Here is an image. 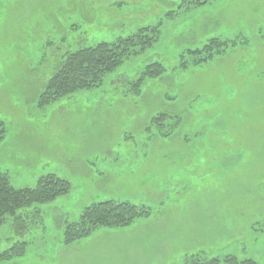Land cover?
Segmentation results:
<instances>
[{
    "label": "rangeland",
    "instance_id": "rangeland-1",
    "mask_svg": "<svg viewBox=\"0 0 264 264\" xmlns=\"http://www.w3.org/2000/svg\"><path fill=\"white\" fill-rule=\"evenodd\" d=\"M182 1L0 0V172L16 189L48 175L71 184L54 202L17 213L29 220L24 235L14 218L2 225L0 252L21 241L28 249L0 264H187L198 256L264 264V0L190 10ZM159 25L153 48L101 87L40 104L69 53ZM215 38L234 47L181 69ZM154 63L165 73L134 92ZM112 200L153 215L64 244L67 223Z\"/></svg>",
    "mask_w": 264,
    "mask_h": 264
},
{
    "label": "trees",
    "instance_id": "trees-1",
    "mask_svg": "<svg viewBox=\"0 0 264 264\" xmlns=\"http://www.w3.org/2000/svg\"><path fill=\"white\" fill-rule=\"evenodd\" d=\"M210 0H183L180 9L188 10L203 7ZM174 13H169L168 18ZM161 26L140 29L136 34L118 39L114 43H100L94 47L83 48L69 53L57 72L49 81L45 91L40 96V104L48 105L60 99L102 86L107 74L114 72L124 62L132 57L144 54L153 48L160 36ZM234 46L219 39H211L203 49L190 51L191 61L183 59L181 69L198 67L208 64L215 58L227 53ZM160 63L147 67L142 77L133 84V91L140 93L142 85L147 79L160 78L165 73ZM158 120V119H156ZM5 137V129L0 124V141ZM71 191V184L57 175L43 176L36 188L16 189L8 175L0 172V228L9 219L14 218L15 227L19 235H24L29 227V220L22 215L21 210L34 205L49 204ZM153 210L146 206L129 202L106 201L94 203L85 208L78 222L67 223L63 233V242L71 246L87 239L103 229H125L133 227L138 221L149 219ZM28 243L21 241L10 249L0 252V263L9 262L24 257ZM259 264L254 260L240 261L237 257L229 256L224 260L219 258L207 259L201 256L192 258L187 264Z\"/></svg>",
    "mask_w": 264,
    "mask_h": 264
},
{
    "label": "crops",
    "instance_id": "crops-1",
    "mask_svg": "<svg viewBox=\"0 0 264 264\" xmlns=\"http://www.w3.org/2000/svg\"><path fill=\"white\" fill-rule=\"evenodd\" d=\"M187 217H188V215H187ZM191 220H192V221H191V225H193V223H194V222H193V218H191ZM149 221H150V220H149ZM147 222H148V221H147ZM144 223H146V222H144ZM157 223H158V221H157L155 224H157ZM155 224H153V225H155ZM187 225H189L188 222H187ZM131 229H133V228H130V230H131ZM202 252H204V251L200 249L199 251H196V252L192 253V255H195L196 253H200V254H201ZM114 264H115V260H114Z\"/></svg>",
    "mask_w": 264,
    "mask_h": 264
}]
</instances>
